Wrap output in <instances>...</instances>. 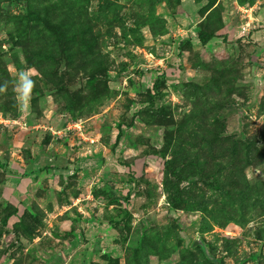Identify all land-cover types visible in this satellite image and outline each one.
Wrapping results in <instances>:
<instances>
[{"label":"rangeland","instance_id":"1","mask_svg":"<svg viewBox=\"0 0 264 264\" xmlns=\"http://www.w3.org/2000/svg\"><path fill=\"white\" fill-rule=\"evenodd\" d=\"M5 80L0 264H264V0H0Z\"/></svg>","mask_w":264,"mask_h":264},{"label":"clouds","instance_id":"2","mask_svg":"<svg viewBox=\"0 0 264 264\" xmlns=\"http://www.w3.org/2000/svg\"><path fill=\"white\" fill-rule=\"evenodd\" d=\"M34 71V69L20 70L17 74L14 90L23 103H27L31 99L33 89L35 88V81L32 79ZM8 87L9 82L7 80L0 83V93H5Z\"/></svg>","mask_w":264,"mask_h":264},{"label":"water","instance_id":"3","mask_svg":"<svg viewBox=\"0 0 264 264\" xmlns=\"http://www.w3.org/2000/svg\"><path fill=\"white\" fill-rule=\"evenodd\" d=\"M192 249H199L205 259L212 262L213 264H222L221 260L216 259L210 252L207 244L200 238H195L191 243Z\"/></svg>","mask_w":264,"mask_h":264},{"label":"trees","instance_id":"4","mask_svg":"<svg viewBox=\"0 0 264 264\" xmlns=\"http://www.w3.org/2000/svg\"><path fill=\"white\" fill-rule=\"evenodd\" d=\"M197 38H198V40H199V42L201 43V44H206L207 43V41L210 39V38H208V37H205V36H203L201 33H198V36H197ZM120 136L118 135V137L117 138H119ZM199 250V249H198ZM200 251V250H199ZM201 253V252H200ZM202 254V253H201ZM210 262V261H209ZM211 264H213L212 262H210Z\"/></svg>","mask_w":264,"mask_h":264}]
</instances>
